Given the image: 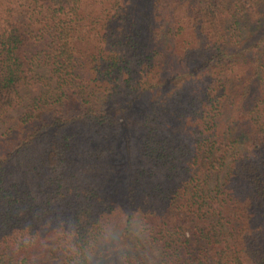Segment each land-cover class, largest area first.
<instances>
[{"label":"trees","instance_id":"trees-1","mask_svg":"<svg viewBox=\"0 0 264 264\" xmlns=\"http://www.w3.org/2000/svg\"><path fill=\"white\" fill-rule=\"evenodd\" d=\"M261 26L264 0H0V264H264Z\"/></svg>","mask_w":264,"mask_h":264},{"label":"rangeland","instance_id":"rangeland-1","mask_svg":"<svg viewBox=\"0 0 264 264\" xmlns=\"http://www.w3.org/2000/svg\"><path fill=\"white\" fill-rule=\"evenodd\" d=\"M258 32H260V33L259 34L256 33L255 34L256 37L263 36L264 35V27L262 28V26H261ZM250 42H252V39H250L249 31H245V33H242V35L240 37V41L237 42L236 47L233 49V51L230 50V52L233 54L234 57H239V56L243 55V53L245 55L247 54L249 56L250 50H248V49H249ZM35 72L37 74V77L43 78V79H36L35 82H37V83L34 85L31 84V85H29V87L28 86L20 87L19 91L23 95V104H25L27 101H29L30 98L33 97L34 95H37L41 89V85H42L41 83H45L46 80H48L49 74H48L47 69L42 68V67H36ZM22 110H23V107H18L15 111L12 112V114L16 115L17 112L22 111Z\"/></svg>","mask_w":264,"mask_h":264}]
</instances>
